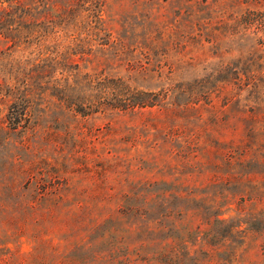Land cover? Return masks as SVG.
<instances>
[{"label":"rangeland","instance_id":"374dc122","mask_svg":"<svg viewBox=\"0 0 264 264\" xmlns=\"http://www.w3.org/2000/svg\"><path fill=\"white\" fill-rule=\"evenodd\" d=\"M24 5L0 10V264H156L183 238L185 264H264V0L74 2L63 29L58 0ZM68 72L86 101L122 77L157 102L73 109Z\"/></svg>","mask_w":264,"mask_h":264},{"label":"trees","instance_id":"16d2710c","mask_svg":"<svg viewBox=\"0 0 264 264\" xmlns=\"http://www.w3.org/2000/svg\"><path fill=\"white\" fill-rule=\"evenodd\" d=\"M4 1L8 3V6H14H11L10 8H4L2 7ZM104 1L105 0H58L59 9L57 10V14L61 16V18L59 21L51 19L50 27L60 25V28L63 29L72 22L74 15L76 14L77 10H79V8L74 5V2L84 6V8L89 10L92 15L96 16L98 15L100 6ZM52 6L54 5L52 4ZM13 9L16 10V12H18V14L22 17H25L29 14L28 6L24 5V0H0V10H5L7 12ZM10 15H12V13H10ZM21 25L23 26L21 29L29 28L28 25H23V23ZM57 65H59L61 72H67L66 62L60 63V61H57ZM93 80H96V82L99 84L104 83V89H102L103 93H97L95 99H89L88 101H86L87 97L84 100L75 93V88L81 81L79 80L77 73H71V75H69L68 72L66 76L55 79V82L52 84V88L54 94L63 100L68 107L73 109H85V107L91 108L93 106L99 107L102 105L126 109L133 108L134 106L153 105L157 102V99L154 96L151 97V95H155L152 91H146L143 89H138L135 86H131V84L122 77H105L102 80H97L94 78ZM2 90H4V84L0 83V92H2ZM15 91V87L12 86L6 88L4 93L7 92L10 94L14 93ZM19 104L15 100L9 105L8 109H27L25 105ZM24 114V110L15 112L9 111L7 115L10 126L13 128L17 127L19 118L24 116ZM247 195L250 197L251 193L247 192ZM240 198H244V194L241 195ZM155 229V226H144L142 227L141 232L145 236H149L150 232L154 231ZM194 240H196V238ZM191 243H194V241H191ZM205 243L206 242L200 245V249H203L202 253L209 255V250L206 248L205 245L207 244ZM139 244L145 245L146 239L139 241ZM179 247L181 248L180 251L178 249ZM126 249H128V247H126ZM152 256L155 257L157 261L156 264H185V261L188 259L194 258L196 261L198 260L197 256H193V254L190 253L189 246L186 243V238L169 241L167 246H162L160 249L154 250ZM137 259H140L141 263L137 262ZM142 259L146 260L147 256H140V258H137L126 254L118 257L112 253L110 256V261L107 264H145L142 262Z\"/></svg>","mask_w":264,"mask_h":264}]
</instances>
